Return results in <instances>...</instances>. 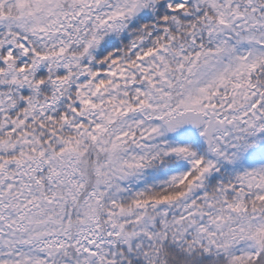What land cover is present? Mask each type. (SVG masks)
Listing matches in <instances>:
<instances>
[{"label": "snow or ice", "instance_id": "6c2138e0", "mask_svg": "<svg viewBox=\"0 0 264 264\" xmlns=\"http://www.w3.org/2000/svg\"><path fill=\"white\" fill-rule=\"evenodd\" d=\"M0 264H264V0H0Z\"/></svg>", "mask_w": 264, "mask_h": 264}]
</instances>
